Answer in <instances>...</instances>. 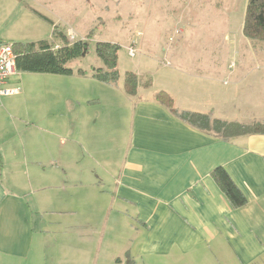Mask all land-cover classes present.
Returning a JSON list of instances; mask_svg holds the SVG:
<instances>
[{"label": "crops", "instance_id": "0c3cea01", "mask_svg": "<svg viewBox=\"0 0 264 264\" xmlns=\"http://www.w3.org/2000/svg\"><path fill=\"white\" fill-rule=\"evenodd\" d=\"M194 78L202 80L199 90L190 85L192 80L189 84L174 80L177 87L173 89L166 85L154 89L151 80V86L139 88L134 97L118 95L113 87L100 83L105 87L100 91L104 101L90 99L84 91L90 85L85 84V75L72 81L55 80L58 87L39 91L42 107L38 109L43 111L44 124L34 121L30 125L45 137L25 142L29 156L25 152L19 166L14 159L6 163L0 159V264H41V256L50 257L52 228L54 234L67 230L66 221L51 216L58 211L51 204L52 179L45 167L47 162L61 169V163L52 158L51 139L46 137L56 124L64 133L56 132L55 143L61 150L67 148L64 140L70 131L77 143L87 146L100 169L98 175L94 171L97 193L108 195L124 225L142 234L136 245L132 240L129 249H123L134 259L130 264H264V135L222 142L192 129L153 100L156 92L164 91L178 111L221 119L214 115L209 79ZM104 104L128 114L127 142L118 162L101 157L121 150L113 139L89 147L82 137L85 108ZM95 115L101 118L96 110ZM111 134L117 136L115 124ZM217 167L224 168L245 195L244 206L231 208L211 177ZM61 234L60 247L62 241L67 242V235ZM71 241L78 242V236ZM100 253L98 248L95 257ZM117 254L111 252L106 258L122 264Z\"/></svg>", "mask_w": 264, "mask_h": 264}, {"label": "rangeland", "instance_id": "374dc122", "mask_svg": "<svg viewBox=\"0 0 264 264\" xmlns=\"http://www.w3.org/2000/svg\"><path fill=\"white\" fill-rule=\"evenodd\" d=\"M246 2L0 0V43H57L52 34L54 29L66 34L71 42L84 40L91 34L85 41L84 54L67 64L73 71L72 77L17 72L6 81L4 87L17 92L0 98V159L4 163L8 158L14 159L13 163L19 166L25 152L26 155L28 153L26 146L24 151L25 142L31 138L39 140L45 137L30 123L36 121L44 124L43 111L38 109L42 104L39 91L58 87L55 80H75L77 71L83 70L85 84L90 82L84 91H87L90 99L100 97L105 100L100 92L104 91V85L91 77L95 69L101 67L94 52L97 42H109L119 47V80L113 87V92L118 95L125 96L121 84L124 73L129 71L148 76L154 82V89H161L165 85L173 89L177 87L174 80L188 84L192 80L190 85L197 86L196 90H199L202 80L194 77L201 76L209 79L206 83L212 87L215 116L228 121H263L264 44L253 43L242 35ZM30 9L46 17L53 25L38 18ZM175 30H179L180 34L168 41ZM133 43L135 55L130 57L127 49ZM177 70H181V73ZM217 94L222 97H217ZM85 109L82 124L85 143L92 147L95 143H105L110 137L109 141L113 139L121 150L101 157H105V161L110 157L118 162L127 142V112L122 108H109L105 104ZM95 110L98 115L101 113V118L95 115ZM69 115L72 117L74 114ZM56 121L52 122L58 123ZM113 124L117 136L111 134ZM58 126L51 125L52 131L46 137L51 139L52 158L61 163V169L59 165H49L47 162L45 167L50 170L52 179L49 190L51 204L58 211L51 216L66 221L67 230L60 234L67 235V242L62 241L60 247L57 240L60 234H54L56 230L53 227L48 248L50 257L45 259L41 256V264H95V260L99 264H116L114 260L106 258L111 252L119 253L117 257L122 264H130V260L134 259L128 258L123 249H129L132 240L136 245L142 234L124 225L122 217L117 214L119 208L109 204L108 195L97 193L94 171L98 175L100 169L95 167L89 149L85 148L87 146L82 141L77 143L70 131L66 137L61 134L67 141V148L61 150L55 143V140L58 141L55 136L59 135L56 132L64 133ZM73 236H78V242L71 241ZM97 244L99 247H95ZM98 248L101 253L96 258Z\"/></svg>", "mask_w": 264, "mask_h": 264}, {"label": "trees", "instance_id": "16d2710c", "mask_svg": "<svg viewBox=\"0 0 264 264\" xmlns=\"http://www.w3.org/2000/svg\"><path fill=\"white\" fill-rule=\"evenodd\" d=\"M30 11L41 20L52 22L33 9ZM53 38L57 43L38 41L31 43L12 42L15 54V68L19 73H39L59 76H71L73 71L67 64L80 58L86 50V39L69 41L66 34L53 30ZM242 35L253 43L264 44V0H247L242 21ZM118 50L116 44L97 42L94 47L96 57L101 67L95 69L92 79L106 86L114 87L119 80L117 71ZM79 76H84L83 70H78ZM151 86L149 77L137 76L133 72H125L122 81V91L128 97H134L139 88L148 89ZM153 100L164 106L174 117L192 129L222 141L230 142L238 137L248 135H264V121L229 122L214 118L211 114H199L189 111H178L174 108L172 98L164 91L153 95ZM211 177L222 191L224 197L233 209L244 206L245 195L231 179L226 170L217 167L212 170Z\"/></svg>", "mask_w": 264, "mask_h": 264}, {"label": "built area", "instance_id": "2783aa9c", "mask_svg": "<svg viewBox=\"0 0 264 264\" xmlns=\"http://www.w3.org/2000/svg\"><path fill=\"white\" fill-rule=\"evenodd\" d=\"M180 31L175 30L169 37L168 41H172L175 36L179 35ZM132 46L128 47V55L134 57L135 50ZM17 71L15 68V54L13 53L12 46L9 43H0V98L7 96L11 93L17 92L16 90H9L5 88L6 81L16 75Z\"/></svg>", "mask_w": 264, "mask_h": 264}]
</instances>
